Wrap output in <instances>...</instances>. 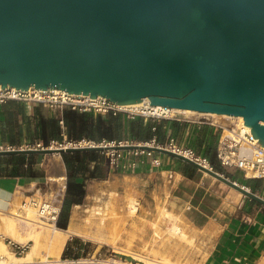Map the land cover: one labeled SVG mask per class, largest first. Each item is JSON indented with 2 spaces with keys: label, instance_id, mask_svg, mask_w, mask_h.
Wrapping results in <instances>:
<instances>
[{
  "label": "water",
  "instance_id": "water-1",
  "mask_svg": "<svg viewBox=\"0 0 264 264\" xmlns=\"http://www.w3.org/2000/svg\"><path fill=\"white\" fill-rule=\"evenodd\" d=\"M0 85L243 116L264 147V0H0ZM107 150L172 156L264 205L247 186L161 146L18 148L0 157Z\"/></svg>",
  "mask_w": 264,
  "mask_h": 264
},
{
  "label": "crops",
  "instance_id": "crops-1",
  "mask_svg": "<svg viewBox=\"0 0 264 264\" xmlns=\"http://www.w3.org/2000/svg\"><path fill=\"white\" fill-rule=\"evenodd\" d=\"M26 108L30 117V135L27 136L25 131L20 144H11L9 139L3 142L0 136V144L20 147L31 142L45 143V121L50 116L60 118L64 136L67 137L64 110L39 104H27ZM37 108L40 114L36 113ZM4 118L5 115L0 111V123ZM133 159L138 162V167L123 175V180L129 182L124 199L127 203L138 192L139 220L134 224L129 222L126 228L128 235L146 238V227L152 222L149 219L151 215L152 220H158L161 225L167 219L166 213H169L182 220L187 233L195 241L191 252L203 256L194 264L264 262V205L254 204L250 198L215 177L208 178L200 172L193 178L184 176L169 155L153 152L150 157L133 156ZM142 159L145 160L143 164L140 163ZM154 159H159L160 165H156ZM108 166L109 164L103 166L104 178L101 177V183L90 184L96 179L88 182L85 199L96 192L100 184L106 187L109 185ZM67 174L64 153L26 155L24 160L21 155L0 157V224L5 226L3 228L0 225V236L13 239L3 217L17 207L22 213H26V206H22L27 202L26 199L30 201L43 198L56 192L64 197L67 191L66 188L64 190V186H67ZM262 180L264 185V179ZM237 182L243 184L241 179ZM141 190L147 192V198L139 194ZM256 193L264 197V186ZM81 205L82 203L73 205L69 225L74 222L75 208ZM25 228L20 226L17 229L24 233ZM12 242L17 244L15 240Z\"/></svg>",
  "mask_w": 264,
  "mask_h": 264
},
{
  "label": "trees",
  "instance_id": "trees-1",
  "mask_svg": "<svg viewBox=\"0 0 264 264\" xmlns=\"http://www.w3.org/2000/svg\"><path fill=\"white\" fill-rule=\"evenodd\" d=\"M26 105V102L10 100L0 107L1 113L5 115L4 121L0 123V136L3 142L9 139L11 144H20L25 131L27 136L30 135V117L27 114ZM36 113L40 114L38 108ZM63 119L66 127L65 134L69 140H80L84 137L98 142L103 139L110 142L125 140L147 142L155 140L160 144L173 140L178 146L192 148L197 155L203 154L214 170L224 173L234 181L241 179L242 183L250 187L253 192L262 189L264 186L262 179L246 178L242 171L235 169L237 170L235 172L234 169L228 168L220 162L217 157L219 131H216L215 127L210 124L198 125L189 121L153 120L146 117L130 119L124 113L117 115L95 112L82 113L68 108L63 111ZM45 127V143L51 140L64 141V131L59 117L50 116L46 118ZM188 131L189 133H187ZM21 156L24 160L26 155ZM170 157L184 176L193 178L198 172L195 166L172 156ZM64 158L68 178L67 191L61 215L57 222V226L61 229L68 228L73 205L84 202L88 182L101 178L103 166L109 164L105 152L102 151L68 152L64 153ZM252 202L257 204L254 200ZM80 245L82 243L78 237L70 240L63 252V257L68 256L73 249H77V252L80 251Z\"/></svg>",
  "mask_w": 264,
  "mask_h": 264
},
{
  "label": "built area",
  "instance_id": "built-area-1",
  "mask_svg": "<svg viewBox=\"0 0 264 264\" xmlns=\"http://www.w3.org/2000/svg\"><path fill=\"white\" fill-rule=\"evenodd\" d=\"M10 100H17L26 102L30 105L39 104L51 109L64 110L66 108L79 111L82 113L95 112L100 114L112 113L117 115L124 113L127 118L135 119L138 117H146L153 120H180L189 121L193 123L210 124L219 131V140L217 146V157L220 162L228 167L240 170L247 178L264 179V147L261 143L254 138L251 130L246 129L244 124H239L237 121L234 124H224L216 120L211 114H200L198 117L187 115L185 110H180L168 106L150 104V100L144 99L141 103L120 105L103 96L91 98L90 95L68 93L66 90L61 89H37L34 86L28 90L16 89L14 86H7L1 89L0 85V104ZM135 140H125L120 142H110L106 139L102 141H95L89 138H82L80 140H69L65 137L64 141L51 140L48 143L41 141L26 143L20 147L12 145L0 144V151L12 149H44V148H67V147H89V146H112L116 144H138ZM140 144H147L150 146H161L171 149L175 152L190 157L196 161L201 162L207 166H211L209 160L203 155H197L196 152L187 146H178L171 140L168 143L160 144L155 140L147 141ZM152 151L147 150H131V151H105L106 158L113 165H122V167H129L135 170L138 167V162L134 159H129L125 163V155L135 156H152ZM110 155L112 157L110 158ZM122 162V163H121ZM156 165H160L159 159H154ZM140 163H145L142 159ZM67 186H64V190ZM66 195V191H65ZM64 198L60 192L52 193L47 197L34 198L29 202H24L22 206H34L37 212L44 221L51 222L57 226L60 218ZM15 245V252L23 253L27 246L22 243Z\"/></svg>",
  "mask_w": 264,
  "mask_h": 264
},
{
  "label": "rangeland",
  "instance_id": "rangeland-1",
  "mask_svg": "<svg viewBox=\"0 0 264 264\" xmlns=\"http://www.w3.org/2000/svg\"><path fill=\"white\" fill-rule=\"evenodd\" d=\"M186 114L193 117L200 116V114L198 113ZM214 118L224 124H234L238 121L236 118L228 119L218 116H215ZM139 142L144 143L142 141ZM123 156L124 155H122V157ZM133 156L135 155L127 154L125 155V158L121 157V160L124 159L126 163L127 160L133 159ZM111 157L112 155H110V158ZM108 168L109 185L106 187L105 185L101 186L102 184H100L96 192H93V194L89 198H86L81 206L76 207L74 222L68 225V228H75L80 235H69L67 237L66 245L70 240L78 237L82 243V245L79 246V249L81 250L77 252V249H73V251L66 257H63L64 251H62L60 253V260L51 264H75L78 261L85 262H83L82 264H91V262L92 264H97L105 260H116L117 262L122 264L123 260L127 259V257H124L123 255L127 254L117 250V246L127 249L129 248V250L137 254L157 258L158 260H163L169 264H194L196 261H199V259L203 257L200 254H193V252H191L192 248L195 247V241L193 240L191 234L187 233V230L183 226L182 220L179 217H173L169 213H166L167 219L161 225H159L158 220L154 222L151 215V218L149 219L152 222L149 224V226L146 227V238H139L137 236L128 235L129 233L126 228L129 226V222L131 224H134L139 220V210L136 213H132L130 205V202L132 200H134V202L136 203L139 202V198L137 196L138 192L135 193L134 197H131L129 202L125 203L124 199L125 195L127 194V183L129 182H125L123 180V175L127 171H132V169H130L129 167L124 168L122 167V165H113L110 160ZM198 172L208 178H214L213 176L201 170H198ZM102 177L104 178V174L102 175ZM103 178H98L95 180V182H90V184L96 185V183H101V179ZM93 188L94 187H91V189ZM139 194L147 198L146 191L141 190ZM26 201L29 202V199H26ZM26 207H30L31 209L33 208L32 210L37 216V219H41L42 221H44L42 218H40L37 209L34 206ZM17 209L18 208L12 211L16 210L23 215H28L30 213L29 208H24V210H27L26 213H22L21 210ZM176 225L179 226L182 231H185L187 233L186 238L182 237L180 232L174 230L173 227H175ZM37 230L40 231L39 235L41 242L38 247V252L35 255V260L41 261L46 256L50 259H54L58 250L56 248H50V244L47 241V233L49 230L41 226H38ZM13 237L14 236H12V238ZM181 237L183 240H181ZM0 239L7 243L10 251L14 252L16 255L21 256L25 255L27 251L30 250L32 245V241L17 242V239H15V237L13 239H8L2 238L0 236ZM12 240H15L17 243L26 245L27 249L23 253L17 254L15 252V243L12 242ZM66 245L64 248H66ZM1 261L2 260L0 259V264ZM133 262L140 261L133 260Z\"/></svg>",
  "mask_w": 264,
  "mask_h": 264
},
{
  "label": "bare ground",
  "instance_id": "bare-ground-1",
  "mask_svg": "<svg viewBox=\"0 0 264 264\" xmlns=\"http://www.w3.org/2000/svg\"><path fill=\"white\" fill-rule=\"evenodd\" d=\"M145 99H147V98H145ZM185 112L188 114H197V113L198 114H205V113H200V112L193 111V110H185ZM206 114H209V113H206ZM211 115L222 117V118H228V119L229 118H236L238 120L239 124H244L243 116L233 117L230 115H220V114H216V113H212ZM245 127H246V129L251 130L250 126L245 125ZM130 205H131V212L136 213L138 211V208H139L137 203L134 202V200H132L130 202ZM26 208H29L30 213L28 215H25V214L23 215L16 210L11 211V212L9 211L8 212L9 214H7L6 217H3V220H6L5 225L7 226L8 231L12 233V235L15 237V239H17V242L18 241L19 242L32 241L31 248L23 256L16 255L14 252L10 251L7 243L5 241H3L2 239H0V259L2 260L1 264H51L54 262H58L60 260V256H61L60 253L63 251L64 246L66 245L67 237L71 234L80 235L79 232H77V230L73 227L68 228L67 230H64V229L59 228L58 226H55L51 222L48 223V222L42 221L41 219L38 220L37 216L35 215V213L32 210L33 208L32 209L30 207H26ZM0 221H1V219H0ZM2 224H4V223H2ZM20 226L22 228H23V226L26 227L24 233H22L20 230L17 229ZM38 226H41V227L49 230L47 233L48 234L47 241L50 244V248H52V249L56 248L58 250L54 259H50L45 255L46 257L43 260H41V261L35 260V255L38 252V247H39V244L41 242L40 235H39L40 231L37 230ZM173 228L177 232H180L182 237L186 238L187 233L185 231H182V229L179 226L176 225ZM182 237H181V240H183ZM178 247H180V246H178ZM116 248H117V250H119L122 253H125L127 255H131L134 260L140 261V262H133V260H130L127 258V259L123 260L124 264H169L163 260H158L157 258H152L149 256H142L140 254H137V253L129 250V248L127 249V248H122V247H118V246ZM83 262L84 261H78L75 264H82ZM91 264H92V262H91ZM97 264H120V263L117 262L116 260H113V261L105 260V261H102V262L97 263ZM261 264H264V262H262Z\"/></svg>",
  "mask_w": 264,
  "mask_h": 264
}]
</instances>
